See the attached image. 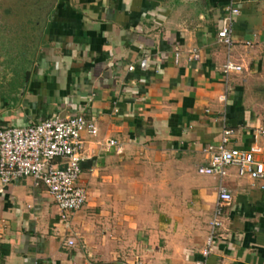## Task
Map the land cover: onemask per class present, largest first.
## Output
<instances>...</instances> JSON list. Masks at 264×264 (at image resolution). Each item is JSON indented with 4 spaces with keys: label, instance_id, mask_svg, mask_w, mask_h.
I'll return each mask as SVG.
<instances>
[{
    "label": "crops",
    "instance_id": "1",
    "mask_svg": "<svg viewBox=\"0 0 264 264\" xmlns=\"http://www.w3.org/2000/svg\"><path fill=\"white\" fill-rule=\"evenodd\" d=\"M229 59L243 71L226 77ZM74 115L99 127L87 203L64 220L33 179L0 181V264H264V183L198 172L228 130L264 162V0H0V128ZM221 186L234 199L204 258Z\"/></svg>",
    "mask_w": 264,
    "mask_h": 264
},
{
    "label": "built area",
    "instance_id": "2",
    "mask_svg": "<svg viewBox=\"0 0 264 264\" xmlns=\"http://www.w3.org/2000/svg\"><path fill=\"white\" fill-rule=\"evenodd\" d=\"M240 8L232 3L226 11L222 27L218 32L219 41L231 47L234 42V26L240 16ZM248 45L250 43H247ZM181 52L176 49V54ZM199 54H191V60L198 61ZM147 60H142L140 67L147 69ZM130 66L129 70H134ZM243 66L229 59L223 67V74L228 77L243 71ZM226 96H221L224 101ZM99 133L97 123L83 115L69 117L54 116L27 127L0 128V181L3 186L23 178H31L36 187L44 186L66 220L72 213L82 210L88 193L80 185L81 164L84 160V135L96 137ZM264 135V130L260 132ZM231 131H225L216 146L206 148L210 159L209 166L198 169L199 174L211 176L226 175L227 168L237 169L240 177H248L264 183V162L258 159L263 149L257 145L249 150L230 147ZM108 146H118L114 140ZM120 149V147H119ZM264 190V185L262 186ZM233 195L223 186L219 189L218 201L211 221V232L202 255L208 258L217 240V231L222 226V212L233 203ZM69 241V245H73ZM136 264H142L137 262ZM196 264H205L199 261Z\"/></svg>",
    "mask_w": 264,
    "mask_h": 264
}]
</instances>
